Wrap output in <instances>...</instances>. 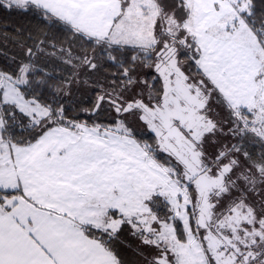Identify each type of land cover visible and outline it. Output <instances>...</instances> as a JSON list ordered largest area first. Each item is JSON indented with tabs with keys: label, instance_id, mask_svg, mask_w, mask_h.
Listing matches in <instances>:
<instances>
[{
	"label": "snow or ice",
	"instance_id": "snow-or-ice-1",
	"mask_svg": "<svg viewBox=\"0 0 264 264\" xmlns=\"http://www.w3.org/2000/svg\"><path fill=\"white\" fill-rule=\"evenodd\" d=\"M0 13V264H264V0Z\"/></svg>",
	"mask_w": 264,
	"mask_h": 264
},
{
	"label": "trees",
	"instance_id": "trees-1",
	"mask_svg": "<svg viewBox=\"0 0 264 264\" xmlns=\"http://www.w3.org/2000/svg\"><path fill=\"white\" fill-rule=\"evenodd\" d=\"M4 24L9 25V27L6 29L8 32H12L14 28L20 27V26H27L28 21L26 19H21L17 16H8L5 14L0 13V31H4L5 29L2 27ZM7 49L9 51L12 50V45L9 43L7 45ZM3 58H0L2 60Z\"/></svg>",
	"mask_w": 264,
	"mask_h": 264
}]
</instances>
